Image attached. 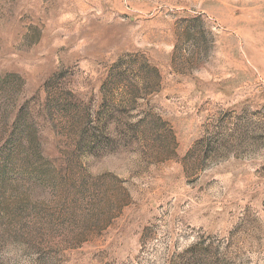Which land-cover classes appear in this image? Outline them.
I'll list each match as a JSON object with an SVG mask.
<instances>
[{"label": "rangeland", "instance_id": "obj_1", "mask_svg": "<svg viewBox=\"0 0 264 264\" xmlns=\"http://www.w3.org/2000/svg\"><path fill=\"white\" fill-rule=\"evenodd\" d=\"M21 244L264 264V0H0V253Z\"/></svg>", "mask_w": 264, "mask_h": 264}, {"label": "clouds", "instance_id": "obj_2", "mask_svg": "<svg viewBox=\"0 0 264 264\" xmlns=\"http://www.w3.org/2000/svg\"><path fill=\"white\" fill-rule=\"evenodd\" d=\"M26 246L21 244L17 245H10L7 249H5L2 253H0V257L8 258L9 260L13 261L15 264V259L18 258L19 264H29V259L27 256L24 255V248Z\"/></svg>", "mask_w": 264, "mask_h": 264}]
</instances>
